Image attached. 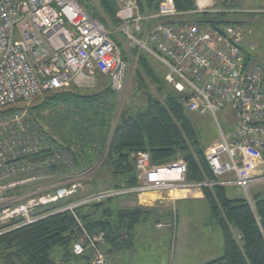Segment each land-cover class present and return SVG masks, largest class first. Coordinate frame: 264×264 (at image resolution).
I'll return each instance as SVG.
<instances>
[{
    "label": "built area",
    "instance_id": "2783aa9c",
    "mask_svg": "<svg viewBox=\"0 0 264 264\" xmlns=\"http://www.w3.org/2000/svg\"><path fill=\"white\" fill-rule=\"evenodd\" d=\"M115 2L117 28L90 17L77 0H0V235L51 215L33 216L38 209L68 200L80 187L76 180L53 190L11 194L38 181L37 169L58 165L59 160L67 164V159L58 151L34 160L46 137L35 130L27 134L24 121L7 109L30 104L48 93L91 88L101 79H107L110 89L120 93L129 53L135 49L165 66V82L184 97L189 113L215 119L217 112L229 108L235 131L229 140L220 132L223 145L205 159L215 178L233 174L234 179L187 182L183 161L153 166L149 155L139 152L134 156L135 188L63 205L55 213H73L90 201L131 193L139 198L149 193L172 198L228 184L248 198L249 189L264 185V62L250 55L253 47L245 43L243 28H202L182 21L188 15L227 13L214 9L212 0H195V10L185 13L176 10L173 0H159L153 13L140 12L135 0ZM121 37L131 46L129 53ZM78 226L81 237L73 244L72 254L80 257L88 251L91 264H105L104 234L90 235L80 223Z\"/></svg>",
    "mask_w": 264,
    "mask_h": 264
},
{
    "label": "trees",
    "instance_id": "16d2710c",
    "mask_svg": "<svg viewBox=\"0 0 264 264\" xmlns=\"http://www.w3.org/2000/svg\"><path fill=\"white\" fill-rule=\"evenodd\" d=\"M77 1L90 17L103 25L119 26L115 0ZM135 1L142 13L155 12L159 3V0ZM173 1L178 12L195 10V0ZM222 6L225 10L224 2ZM188 21L202 28L239 25L228 20L224 12L190 15ZM131 54L137 56L135 84L139 91L145 90L142 93L145 104L135 113L121 110L116 117L115 93L107 83L96 94H84L76 88L45 94L37 106L29 109V117L48 140V146L42 148L34 160L62 152L67 164L59 160L58 165L47 169L54 182L64 181L65 174L91 171L101 163L110 178L116 180L106 191L138 185L134 156L139 152H146L153 166H163L181 158L187 167V182H217L199 150L184 97L172 88L166 90L165 83L149 67L143 52L135 49ZM147 84L154 86V93L148 90ZM20 192L11 194L20 195ZM202 192L210 217L222 235V254L208 264H264V196L255 194L249 204L246 199L229 198L221 185L203 188ZM120 198L90 202L77 207L74 215L67 211L57 212L1 234L0 264H70L74 261L91 264L88 251L80 257L72 254L73 244L81 237L78 223L90 235L104 234L102 249L107 253L126 249L134 254L132 263L138 256V264H164L169 242L166 236L139 246L140 249L135 242L138 231L157 215L152 209L142 207L118 208L115 202ZM57 252L60 253L58 262L54 260Z\"/></svg>",
    "mask_w": 264,
    "mask_h": 264
},
{
    "label": "rangeland",
    "instance_id": "374dc122",
    "mask_svg": "<svg viewBox=\"0 0 264 264\" xmlns=\"http://www.w3.org/2000/svg\"><path fill=\"white\" fill-rule=\"evenodd\" d=\"M212 1L214 3L213 8L217 9V11H221L224 8V6H222L223 0H212ZM246 2L251 5L250 8L249 7L246 8L247 10L252 11V12H258L257 14H252L250 16L248 15V17L243 18L244 23H241L243 30H244L245 43L249 44V47H253L252 52H249V50L247 51L250 53L251 56L255 58L257 57L262 62H264V0H254L253 3H250V1L247 0ZM244 5H246V3ZM189 16L190 15L182 17L181 18L182 21L188 20ZM230 19L231 18H228V20ZM120 41L123 45L125 52L129 53V48L131 49V46L129 45L128 41H126L124 37H121ZM143 54L145 55L147 59V63L149 67L152 68L154 73L165 83L164 87L166 88V90L170 91L171 86H169L164 80L165 74L167 73V69L165 68V66L160 64L158 61H156L154 58H152L148 54L146 53H143ZM129 55L130 56L128 58V70H127V76H126L124 88L120 93H115L114 95L115 106H116V117L119 115L121 110L128 109L132 113H135L139 108H141L145 104V100L142 96V93L145 90L139 91L135 84L136 82L135 81L136 80L135 71L137 69L136 68L137 60L135 59V56H132L130 53ZM107 82H108L107 79H101L100 81H98V84H96L94 87L87 88V89H81L79 91L84 94H96L97 92L104 89L105 83ZM147 87L151 93H154L153 85L147 84ZM40 101L41 99L35 100L34 102L30 104H22V103L16 104L13 107H10L9 109H7L9 112H12V115H16L18 118L24 121V128L27 134H30V132L34 130L36 133L38 132L42 133L39 127L35 125V122H33L32 118L29 117L30 116L29 109L37 106L40 103ZM188 117L190 121L192 122L193 128L196 132L197 140L199 144L198 145L199 150L203 153L204 156L210 153H214L215 151H217V148L223 145L220 132L226 137V140H229L235 131V124L230 119V110L227 107L217 112L215 119L211 117L209 114L199 115L197 113H188ZM44 136L46 137V140H47V136L46 135ZM47 142H45V144L42 143L39 150L43 148V144L46 145L47 147L48 146ZM222 157L223 159H225L224 155ZM176 161H183V160L180 158ZM48 168L49 167L37 169L35 171V175L39 177L40 179L34 183L25 184L26 186L21 188L22 190L20 193L22 194L20 195L21 196L28 195L34 189L53 190L54 187L58 185H67V184H70L69 182L77 180L76 183H78L80 187L77 193L68 199V200H71L70 203H68L69 205H71V204L79 203L81 201L95 198L98 195L103 194L105 192L107 193L109 192V191H106L109 189V184L116 183V180H112L110 178L108 170L105 167H102L101 163L98 164L93 170L88 171V172H84L80 174L73 173V175L71 176L65 174L64 175L65 180L62 182H58V181L54 182L53 176L47 173ZM129 189H132V188H129ZM124 190H127V189H124ZM226 193H227V196L231 199H246L248 203L251 204V199L255 194H257L260 197L264 196V185H258L256 187L249 189L248 198H246V194L237 187H231V186L228 187L226 189ZM180 195H175V197H179ZM120 197L121 198L117 202H115L118 208L131 209L135 207H142L145 209H149V208H146L145 206H141L137 204L140 201V198L134 193L127 194L125 196H120ZM66 201L60 204L62 205ZM90 202H98V201L93 200ZM58 205L59 204L53 205L45 209H38L35 211V214L33 216L38 217L43 214H49L51 212L52 214H54L55 211L63 207L62 205L59 208L53 209L55 206H58ZM74 210H73V213H71L73 215H74ZM179 211L180 213H182V211L184 210H179ZM190 214H192V209L190 210ZM157 219H158L157 217L151 218L152 222L142 227L138 231L139 233H138V236L135 242L138 248L140 249L142 245L148 244V242L152 243L154 242L153 241L154 239L160 238L161 236L162 237L166 236L169 242L167 244V247L165 248L167 249L168 253L166 254V259L164 261V264H170L169 261H171V258H173L174 254L176 255V253L178 254V252L181 253L182 251H185V248L181 250L182 249V246H181L182 244L181 236L182 235L180 234V231L178 232V230L174 229V226L172 227V230L170 231V233H165L166 235L165 234L161 235L157 227L158 223L155 222ZM197 219L198 218H196L195 220L193 219V220L196 221ZM193 220L191 216V226H192ZM164 222H166V220H164ZM191 230H192V227H191ZM191 230H190V234H191ZM103 246H104V243H103ZM104 253L106 256L105 264H138V259H139L138 256H135V261L132 263L134 257H131V256L134 254H131V251H127L126 249L113 250L110 253H107L104 251ZM56 254L57 255L55 256L54 260L58 262L60 253L57 252ZM52 258H53V255H52ZM70 264H81V262L74 261V263L71 262Z\"/></svg>",
    "mask_w": 264,
    "mask_h": 264
},
{
    "label": "crops",
    "instance_id": "0c3cea01",
    "mask_svg": "<svg viewBox=\"0 0 264 264\" xmlns=\"http://www.w3.org/2000/svg\"><path fill=\"white\" fill-rule=\"evenodd\" d=\"M246 1H222L225 4L228 18H231L230 21L238 23L241 27V23H244L243 18L258 13L247 10L246 8H250L251 5ZM248 1L250 3L254 2V0ZM245 3L246 5H244ZM233 179V174H225L217 178V182H231ZM222 186L226 189L230 186L235 187L231 184ZM137 204L152 209L153 213L157 215L159 219L157 227L161 235L170 233L173 226L178 232L180 231L182 235L181 250L185 248V251L174 254L171 261H169L170 264H208L220 258L222 254V235L210 217L209 205L202 190L195 189L188 193H182L179 197L172 198L163 193L144 194L141 195ZM191 209L192 214H190ZM179 210L184 211L180 213ZM191 216L192 220L198 218L196 221L193 220L192 226Z\"/></svg>",
    "mask_w": 264,
    "mask_h": 264
},
{
    "label": "bare ground",
    "instance_id": "6f19581e",
    "mask_svg": "<svg viewBox=\"0 0 264 264\" xmlns=\"http://www.w3.org/2000/svg\"><path fill=\"white\" fill-rule=\"evenodd\" d=\"M153 199V198H152ZM141 201H142V199H141Z\"/></svg>",
    "mask_w": 264,
    "mask_h": 264
}]
</instances>
